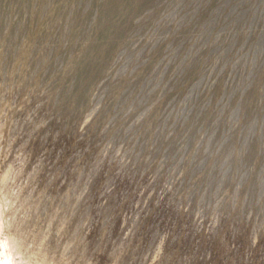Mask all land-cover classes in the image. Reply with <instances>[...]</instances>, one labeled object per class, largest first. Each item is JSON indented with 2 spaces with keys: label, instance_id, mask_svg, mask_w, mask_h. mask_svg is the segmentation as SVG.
<instances>
[{
  "label": "rangeland",
  "instance_id": "374dc122",
  "mask_svg": "<svg viewBox=\"0 0 264 264\" xmlns=\"http://www.w3.org/2000/svg\"><path fill=\"white\" fill-rule=\"evenodd\" d=\"M0 264H264V0H0Z\"/></svg>",
  "mask_w": 264,
  "mask_h": 264
}]
</instances>
